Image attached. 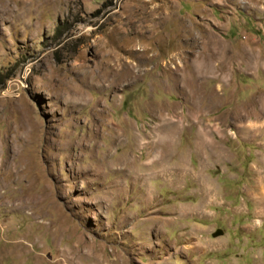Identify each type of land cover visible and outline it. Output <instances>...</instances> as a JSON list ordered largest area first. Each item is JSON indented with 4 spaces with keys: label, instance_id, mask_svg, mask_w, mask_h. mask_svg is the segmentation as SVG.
<instances>
[{
    "label": "rangeland",
    "instance_id": "1",
    "mask_svg": "<svg viewBox=\"0 0 264 264\" xmlns=\"http://www.w3.org/2000/svg\"><path fill=\"white\" fill-rule=\"evenodd\" d=\"M263 207L264 0H0V264H264Z\"/></svg>",
    "mask_w": 264,
    "mask_h": 264
},
{
    "label": "water",
    "instance_id": "2",
    "mask_svg": "<svg viewBox=\"0 0 264 264\" xmlns=\"http://www.w3.org/2000/svg\"><path fill=\"white\" fill-rule=\"evenodd\" d=\"M221 233H222V231L220 229H217L212 235L213 236H217V235H219Z\"/></svg>",
    "mask_w": 264,
    "mask_h": 264
},
{
    "label": "bare ground",
    "instance_id": "3",
    "mask_svg": "<svg viewBox=\"0 0 264 264\" xmlns=\"http://www.w3.org/2000/svg\"><path fill=\"white\" fill-rule=\"evenodd\" d=\"M206 67H207V66H206ZM246 124H247V123H246ZM251 126H252V125L248 124V125H245V128H246V129H251ZM251 130H252V129H251ZM260 202H261V201H260ZM263 208H264V207H263ZM261 211H262V210H261ZM258 213H259V212H258Z\"/></svg>",
    "mask_w": 264,
    "mask_h": 264
}]
</instances>
